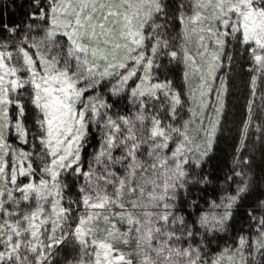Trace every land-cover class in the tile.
<instances>
[{
    "label": "snow or ice",
    "instance_id": "1",
    "mask_svg": "<svg viewBox=\"0 0 264 264\" xmlns=\"http://www.w3.org/2000/svg\"><path fill=\"white\" fill-rule=\"evenodd\" d=\"M0 264H264V0H0Z\"/></svg>",
    "mask_w": 264,
    "mask_h": 264
},
{
    "label": "trees",
    "instance_id": "2",
    "mask_svg": "<svg viewBox=\"0 0 264 264\" xmlns=\"http://www.w3.org/2000/svg\"><path fill=\"white\" fill-rule=\"evenodd\" d=\"M246 77H241L239 75L236 76L235 80L231 84L230 89V102H229V120L225 127V132L228 134V127L233 126L237 124L241 118V116L244 114V108H245V101H246V95L248 92V87L246 83ZM232 134H235V127L232 128ZM259 146L256 144L257 148V170L259 171V165L261 163L260 161V153H259Z\"/></svg>",
    "mask_w": 264,
    "mask_h": 264
},
{
    "label": "rangeland",
    "instance_id": "3",
    "mask_svg": "<svg viewBox=\"0 0 264 264\" xmlns=\"http://www.w3.org/2000/svg\"><path fill=\"white\" fill-rule=\"evenodd\" d=\"M248 95H249V91L247 92L246 97H248ZM246 99H247V98H246ZM260 104H261V101H260V99H259V96H257V98H256V105L259 106ZM257 144L259 145V141H257Z\"/></svg>",
    "mask_w": 264,
    "mask_h": 264
}]
</instances>
